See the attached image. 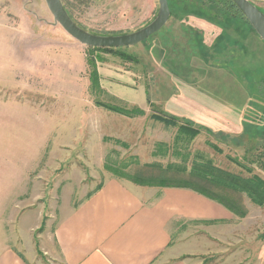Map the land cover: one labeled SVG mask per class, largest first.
Masks as SVG:
<instances>
[{
  "label": "rangeland",
  "instance_id": "1",
  "mask_svg": "<svg viewBox=\"0 0 264 264\" xmlns=\"http://www.w3.org/2000/svg\"><path fill=\"white\" fill-rule=\"evenodd\" d=\"M247 1L264 14V0ZM60 2L75 26L99 37L134 34L149 26L159 13L157 0ZM167 4L169 20H172L168 30L172 36L181 35L174 19L192 10L216 22L240 21L239 32L246 22L247 32L258 37L244 17L233 15L225 0H167ZM178 30L180 34L175 32ZM160 36L158 32L133 47L94 52L54 23L44 0H0V191L25 193L18 203L15 199L0 200V215L5 212L0 219V244L11 243L26 258L36 248L35 244L36 250L46 248L45 231L50 220L56 219L59 207L60 211L67 210L70 191H76L72 198L75 206L86 190L91 191L106 177H112L105 171L107 165L122 167L129 175L147 177L156 173L143 169L145 165L179 167L189 172L200 156L215 167L247 176L227 157L245 163L247 149H257L256 155L264 152V80H257L255 84L249 78L241 83L242 97L248 96L249 105L233 113L232 118L237 122L245 116L247 128L216 133L212 128L224 119L218 112L212 115L209 107L201 110L202 117H199L194 107L158 104L162 87L176 85V80L160 74V64L150 50ZM186 41H193L195 45L196 41L202 43V38L187 35ZM201 46L199 50H203ZM236 47L235 43L229 44L217 37L210 51L227 49L231 55L227 53L216 59L227 64L229 56L239 50ZM121 54L134 58L137 63L123 59ZM89 59H93L97 74L99 67L109 71L113 67L129 72L136 87H143L146 105L141 110L142 117H124L95 105L98 102L116 109H139L109 96L100 84V92L93 91L89 82ZM194 65L204 66L201 61ZM172 70L178 73L170 77H184L183 67L174 66ZM187 76L185 79L192 80L191 75ZM224 102L217 100V109L224 111L221 106ZM152 116L174 117L189 123L192 120L190 124L199 129V135L192 141L182 140L180 136L177 141V128L165 127ZM211 145L220 151L216 153ZM249 167L253 174L264 179L263 168L256 164ZM27 179L30 185L26 187ZM241 200L248 214L232 224L228 242H213L200 227L183 226L178 232L179 237L186 236L183 244L187 246L196 239L199 242L190 246L196 248L200 244L205 249V253L198 249L203 255L187 259L195 264H264V206L255 207L245 197ZM203 242L207 247L204 248ZM38 258L40 264H57L49 256L38 254Z\"/></svg>",
  "mask_w": 264,
  "mask_h": 264
},
{
  "label": "crops",
  "instance_id": "2",
  "mask_svg": "<svg viewBox=\"0 0 264 264\" xmlns=\"http://www.w3.org/2000/svg\"><path fill=\"white\" fill-rule=\"evenodd\" d=\"M188 13L174 19L181 35L170 34L172 32L168 27L172 20H168L159 31L158 44H153L150 49L160 64V74L176 80L175 88L168 86L170 84L161 86L163 93L158 97V104L194 107L199 117H202L201 110L206 111L209 107L212 115L218 112L224 119L212 128L216 133L247 128L245 116L237 122L232 116L249 105L248 96L245 94L244 99L242 97V81L250 78L256 84L257 80H264V42L247 32L246 22L239 32L237 23H242L240 21L216 22L215 19L200 17L192 10ZM187 35L197 39L201 37L202 43L196 41L194 45L193 41H186ZM217 37L226 43H235L239 49L229 56L227 64L223 63L226 61L216 60L224 54L231 55L227 49L214 53L210 51ZM201 45L203 50H199ZM250 46L257 50H252ZM163 60L164 66L161 65ZM199 61L204 66L194 65ZM174 66L184 68L183 78L176 75L170 77V74L178 73L172 70ZM98 74L100 87L109 96L126 105H135L140 110L146 105L145 90L136 87L129 72L99 67ZM188 74L192 80H187ZM222 90L224 92L220 94ZM217 100L225 101L221 105L224 111L217 109ZM29 185L27 179L26 187ZM24 196L25 193L19 194L17 190L0 191V200L15 199L18 203ZM69 196L67 210L60 211L59 207L56 219L50 220L45 231L48 235L46 248L36 250L35 244L36 248L26 258L11 243L3 242L0 244V264H40L38 254L49 256L57 264H195L187 257L201 256L205 249L200 248V244L196 248L190 246L199 242L196 239L187 246L183 244L186 236L179 237L178 234L183 226L200 227L207 238L222 243L231 239V226L237 219L221 206L192 191L139 187L113 177H106L99 190H86L75 206H72V198L76 196V191L71 190ZM203 246L205 248L207 244L203 242ZM198 249L203 253L200 254Z\"/></svg>",
  "mask_w": 264,
  "mask_h": 264
},
{
  "label": "trees",
  "instance_id": "3",
  "mask_svg": "<svg viewBox=\"0 0 264 264\" xmlns=\"http://www.w3.org/2000/svg\"><path fill=\"white\" fill-rule=\"evenodd\" d=\"M228 4V9L233 15H238L243 18L241 12L230 1L225 0ZM232 14V13H231ZM244 19V18H243ZM90 51H103L111 52V49H89ZM92 53V52H91ZM125 60H133L129 56L121 54ZM93 59H89L87 62L91 68L89 73V82L93 91L100 92L99 78L96 67L94 66ZM137 63L136 60H133ZM97 107L105 108L108 111L116 113L124 117H142L144 114L140 109L133 108L131 111L116 109L108 107L98 102H95ZM150 106V105H149ZM153 120L163 124L165 127L177 128V141L181 138L192 141L199 135V129L193 128L189 122L180 121L177 118L169 117L168 119L160 116H152ZM181 136V137H180ZM181 140V141H182ZM211 148L216 152L217 150L211 145ZM216 152V153H217ZM257 149H247L243 162L236 159L227 157V160L242 171L247 176L242 174H234L226 170L215 167L209 161H205L199 156L198 162H194L190 171L180 169L179 167L167 166V168H161L157 165H145L143 169L156 173L147 177H143L138 174L129 175L123 172V168H116V166H105V171L109 172L113 178L117 180H126L131 184L139 187L149 188H161V189H185L192 191L193 193L216 203L223 209L228 211L232 216L237 219H243L247 216L248 212L242 203L241 198L245 197L249 200L251 205L262 208L264 206V179L253 174L250 169V165L256 164L264 169V152L256 155ZM254 153V154H253ZM253 154V155H252ZM251 157V159H248ZM247 164V165H245ZM112 167V168H111ZM101 185L95 188L99 190ZM214 223H207L206 225H212Z\"/></svg>",
  "mask_w": 264,
  "mask_h": 264
},
{
  "label": "water",
  "instance_id": "4",
  "mask_svg": "<svg viewBox=\"0 0 264 264\" xmlns=\"http://www.w3.org/2000/svg\"><path fill=\"white\" fill-rule=\"evenodd\" d=\"M159 13L146 28L134 34L118 37H99L90 35L73 24L66 14L60 0H44L54 23L73 40L91 49H121L139 45L157 34L168 22L170 11L167 0H157ZM251 25L258 37L264 42V14L247 0H230Z\"/></svg>",
  "mask_w": 264,
  "mask_h": 264
}]
</instances>
